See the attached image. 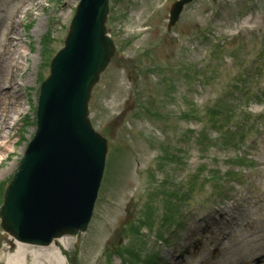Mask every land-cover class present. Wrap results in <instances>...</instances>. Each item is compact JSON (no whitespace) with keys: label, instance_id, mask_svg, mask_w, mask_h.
<instances>
[{"label":"rangeland","instance_id":"374dc122","mask_svg":"<svg viewBox=\"0 0 264 264\" xmlns=\"http://www.w3.org/2000/svg\"><path fill=\"white\" fill-rule=\"evenodd\" d=\"M78 1L0 0V69L8 48L18 64L0 97L20 103L4 111L11 127L0 111V182L34 132L40 79ZM174 1L109 0L116 52L88 104L108 151L88 229L62 247L67 264H147L148 253L151 264H264V0H192L168 28ZM12 242L0 228V264Z\"/></svg>","mask_w":264,"mask_h":264},{"label":"water","instance_id":"95a60500","mask_svg":"<svg viewBox=\"0 0 264 264\" xmlns=\"http://www.w3.org/2000/svg\"><path fill=\"white\" fill-rule=\"evenodd\" d=\"M176 1L169 26L183 4ZM108 0H80L65 45L40 85L37 129L5 190L0 226L18 241L48 245L85 230L107 151L87 117L93 85L115 51L105 35Z\"/></svg>","mask_w":264,"mask_h":264},{"label":"bare ground","instance_id":"6f19581e","mask_svg":"<svg viewBox=\"0 0 264 264\" xmlns=\"http://www.w3.org/2000/svg\"><path fill=\"white\" fill-rule=\"evenodd\" d=\"M16 0H4V2L6 4L8 3H12L15 2ZM15 14L12 17V20L14 18ZM12 20L10 22V26H8L7 29V33H6V42L9 44L10 46H13V42L15 40H19L15 37L12 36L11 33V29L13 26ZM21 47V45H20ZM20 47L18 49H15V53H19L20 56H24L23 51L20 49ZM8 50H10V53L8 54L7 58H3V61L1 63V69H0V77L3 78L4 77V70L5 69H11L13 67L17 68L18 64H12L11 60H10V55L12 53V49L8 48ZM14 54V53H13ZM4 90H8L7 92L9 93V87L8 86H3L2 82L0 80V93H2ZM7 98V96H6ZM13 98V97H12ZM7 105V106H6ZM9 105V106H8ZM7 107H10V111H14L13 113H18L20 111V103L19 102H15L14 100H12L11 102L8 103V101L6 99H4V97H0V111L2 112L1 116H2V122L4 123L3 126L6 128L11 127V125H7L5 121H7V119L11 116L10 113H4V111L6 110ZM7 111V110H6ZM8 112V111H7ZM1 119V117H0ZM11 123V122H10ZM0 128V146L5 144V137L7 138L6 135V131ZM68 237L64 236L61 237L59 239V242L61 245L57 244V243H51L50 245L47 246H38V247H33L31 245H28L26 243H21V242H16V247L14 252L12 253H8L5 257V264H26V255L29 253L31 255V261L33 264H40V258L44 259L45 261H47L49 264H67L66 263V257L63 255L62 251H61V247L60 246H64V248L67 249L66 245L68 243ZM174 260V259H173ZM175 261V260H174ZM183 262L184 259H183ZM42 264V263H41ZM173 264H178L175 262H173ZM187 264V263H185Z\"/></svg>","mask_w":264,"mask_h":264}]
</instances>
